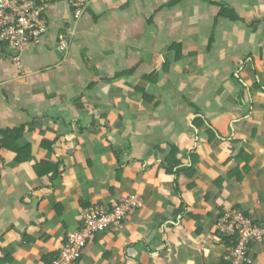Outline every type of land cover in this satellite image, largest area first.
Returning <instances> with one entry per match:
<instances>
[{
  "label": "crops",
  "instance_id": "0c3cea01",
  "mask_svg": "<svg viewBox=\"0 0 264 264\" xmlns=\"http://www.w3.org/2000/svg\"><path fill=\"white\" fill-rule=\"evenodd\" d=\"M223 4L240 21L212 34ZM45 13L48 33L18 63L0 44V133L24 127L16 146L31 149L19 162L0 148V264H42L82 226L83 209L129 197L142 208L97 234L78 264H228L218 216L240 210L264 223V0H93L79 16L65 3ZM137 84L161 98L153 128L150 106L139 114L131 98ZM170 146L191 178L165 172L158 148ZM42 161L57 176L37 174ZM250 255L264 264V244Z\"/></svg>",
  "mask_w": 264,
  "mask_h": 264
},
{
  "label": "built area",
  "instance_id": "2783aa9c",
  "mask_svg": "<svg viewBox=\"0 0 264 264\" xmlns=\"http://www.w3.org/2000/svg\"><path fill=\"white\" fill-rule=\"evenodd\" d=\"M93 0H0V42H7L16 55L12 59L18 63L19 56L31 43H38L49 31L45 8L56 3L71 7L79 16ZM70 45V35L62 32L58 36V51L66 53ZM142 202L135 197L125 199L112 210L101 206H91L81 213L82 226L67 236L66 243L58 259L53 264H77L87 242L93 233L112 227H120L131 208L139 209ZM217 233L228 240H236L231 250L229 264H253L250 244H264V223H254L239 211L225 213L216 223Z\"/></svg>",
  "mask_w": 264,
  "mask_h": 264
},
{
  "label": "trees",
  "instance_id": "16d2710c",
  "mask_svg": "<svg viewBox=\"0 0 264 264\" xmlns=\"http://www.w3.org/2000/svg\"><path fill=\"white\" fill-rule=\"evenodd\" d=\"M217 8H218V12L216 13V15H214L213 25L210 27V30H211L212 34H214L217 29L222 28L226 23H235V22H239L240 21V18L237 15V13L235 12L233 7L223 4V5H217ZM0 44L4 45L8 49H10L7 42H0ZM170 48H171V52L175 53L177 58H181V56L183 54V51H182L183 49H182V45L181 44H173V45H171ZM10 51L12 52L11 49H10ZM134 72H135L134 68L129 69V70H125V71H121V72L117 73L115 75L114 79H112V80L121 79V78L129 79L131 77V75L134 74ZM153 77H154L153 74H151V75L149 74V75L144 76L143 80L146 83L148 81H151V82L154 83ZM93 86H94V84L89 86L88 89H92ZM131 98H133V99L138 98L139 102L142 101V102L147 103V104L150 103L153 106V109H157V107H159V105H160L159 98H157L155 96H152V95L150 96L147 93L146 85H144V84H137L135 86H132V97ZM189 104H191V103H189ZM191 106H194V105L191 104ZM196 111L198 112L197 109H196ZM138 113L140 114V111ZM193 125L198 130H200V129H202L204 127L205 131H206V133H207V135H208V137H209V139L211 141H212V139L217 137V133L214 130H212L210 127L208 128V126L205 125V122L203 121V119L197 118L193 122ZM23 132H24V127H20L19 129H16L14 131H2L0 133V136H1V138H0V148L1 149L10 150L11 152L17 154L16 159L19 162L20 161L21 162L22 161H26L27 159H29L30 151H31L30 147H23V148L19 149L16 146V143H17L16 140L20 139V137L23 135ZM43 146L44 145L42 144V146L40 147L41 150L43 149ZM158 150L161 153L164 152V153H162V154H164L163 155V163H162L163 167L165 168L164 170H165L166 173H170V174L174 173V175L176 176L175 182L179 183L178 180H179V177L182 176L181 175L182 173L183 174L185 173L188 177H190L189 173H192L194 171V169L193 168H191V169H181V167H180L181 166V161H179L178 158H177L179 150L176 147H171V146L170 147H166V148L159 147ZM22 153H25L26 155L22 156L20 158V154H22ZM244 154H245V151H242L238 155L237 159L243 161L244 157H245ZM244 161L245 162H244V167L243 168H244V171H246L247 164H248L249 161L248 160H244ZM38 167H40V168L39 169L36 168L37 174L41 173L42 172L41 170L46 169V173L49 174L50 172H52L54 176H57V174H56L57 173V168H58L57 164L42 161V163ZM56 180H57V177H52V181L55 182ZM221 181L222 180H219V182H221ZM126 199H128V198H126ZM122 202H123V200L118 202V203L112 204V206L110 208H108V209L112 210L115 206L121 204ZM89 207H91V205L87 206L86 208H89ZM141 208L142 207H140L139 209L131 208V210L132 211H139ZM132 211H130V212H132ZM239 212H241L243 214L242 211L239 210ZM129 213L126 215L125 219L129 215ZM223 215L224 214L219 215L218 219L223 217ZM244 216L249 218V215H244ZM125 219H124V221H125ZM123 222H122V224H123ZM253 222L256 223L255 221H253ZM122 224H121V226H122ZM120 227H117V228H120ZM113 229H116V228L112 227V228L106 229L105 231H102V232L93 233L92 237H91V239L89 241L94 239L97 234L104 233L106 231H110V230H113ZM224 240H226V245H227V247L229 249L232 250L235 247L236 240H231V239L228 240L226 238H224ZM65 242H66V240L64 241V244H65ZM88 243L89 242H87V244ZM64 244H63L62 248L64 247ZM252 244H250V247H251ZM62 248L60 249L59 253H57V254L53 253V254L44 255L43 258H42V264H53L58 259L59 255H60V253L62 251ZM77 264H78V262H77ZM228 264H229V262H228Z\"/></svg>",
  "mask_w": 264,
  "mask_h": 264
},
{
  "label": "rangeland",
  "instance_id": "374dc122",
  "mask_svg": "<svg viewBox=\"0 0 264 264\" xmlns=\"http://www.w3.org/2000/svg\"><path fill=\"white\" fill-rule=\"evenodd\" d=\"M64 54H65V52H64ZM159 100H160V105H161V98L160 97H159ZM160 105H159V107H160ZM149 106H150V111H151V113L153 115V124L151 126V128H153L154 127V123L161 122L163 120L161 118V113H164V112H163V110L161 108L157 107V109H153L150 103L147 104V103H144L142 101H140V105L138 106V110L137 111L138 112L140 111V114H141V113H143L141 111H143V109H145V108H147Z\"/></svg>",
  "mask_w": 264,
  "mask_h": 264
},
{
  "label": "clouds",
  "instance_id": "9594fccd",
  "mask_svg": "<svg viewBox=\"0 0 264 264\" xmlns=\"http://www.w3.org/2000/svg\"><path fill=\"white\" fill-rule=\"evenodd\" d=\"M69 7H70V6H69ZM70 8H71V7H70ZM73 13H74V11H73ZM61 33H62V32H61ZM61 33H60V34H61ZM58 36H59V35H58ZM71 42H72V41H71ZM70 44H71V43H70ZM69 46H70V45H69ZM57 47H58V43H57ZM63 54H64V53H63ZM71 233H72V232H71ZM69 234H70V233H69ZM69 234H68V235H69ZM68 235H67V236H68ZM66 240H67V237H66ZM88 242H89V241H88ZM65 243H66V242H65ZM64 245H65V244H64ZM85 248H86V247H85ZM84 250H85V249H84ZM84 250H83V252H84ZM82 254H83V253H82Z\"/></svg>",
  "mask_w": 264,
  "mask_h": 264
}]
</instances>
